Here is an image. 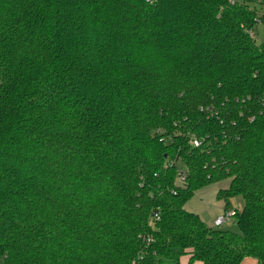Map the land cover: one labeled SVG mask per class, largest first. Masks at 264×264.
I'll list each match as a JSON object with an SVG mask.
<instances>
[{
    "label": "trees",
    "instance_id": "16d2710c",
    "mask_svg": "<svg viewBox=\"0 0 264 264\" xmlns=\"http://www.w3.org/2000/svg\"><path fill=\"white\" fill-rule=\"evenodd\" d=\"M224 180L241 234L186 209ZM246 258L264 264V11L0 0V264Z\"/></svg>",
    "mask_w": 264,
    "mask_h": 264
},
{
    "label": "rangeland",
    "instance_id": "374dc122",
    "mask_svg": "<svg viewBox=\"0 0 264 264\" xmlns=\"http://www.w3.org/2000/svg\"><path fill=\"white\" fill-rule=\"evenodd\" d=\"M260 1L261 0H248L251 7H257L259 14L263 13L264 11V6L262 7V5L259 4ZM254 33L256 34L258 42H260L263 38V26L258 24L254 29ZM229 185L230 180H224L200 190L195 195V197L190 202H188L186 209L189 212L199 213L203 220L212 228H218L221 231L241 234L237 223H235L233 219L226 221L221 226H216L215 224L218 218L227 215L225 204L223 201L218 199L217 194L220 190L227 189ZM243 205L244 203L242 198H235L231 201V210H238L241 212ZM250 260V258H246L243 264H251Z\"/></svg>",
    "mask_w": 264,
    "mask_h": 264
},
{
    "label": "built area",
    "instance_id": "2783aa9c",
    "mask_svg": "<svg viewBox=\"0 0 264 264\" xmlns=\"http://www.w3.org/2000/svg\"><path fill=\"white\" fill-rule=\"evenodd\" d=\"M251 35H256V34L255 33L254 34L252 33ZM184 182H185V177L181 179V183H184ZM234 214H235L234 212L233 213H227L226 216H224V217H222V218H220V219H218L216 221V225L217 226H221L226 221H229Z\"/></svg>",
    "mask_w": 264,
    "mask_h": 264
},
{
    "label": "crops",
    "instance_id": "0c3cea01",
    "mask_svg": "<svg viewBox=\"0 0 264 264\" xmlns=\"http://www.w3.org/2000/svg\"><path fill=\"white\" fill-rule=\"evenodd\" d=\"M186 206H187V205H186ZM196 214H198V215L200 216V218L203 220L202 216H201L199 213H196ZM222 217H223V216H221L220 218H222ZM220 218H218V219H220ZM218 219H217V220H218ZM217 220H216V221H217ZM203 221H204V220H203ZM204 222H205V221H204ZM205 223H206V222H205ZM206 224H207V223H206ZM215 224H216V223H215ZM216 226H217V225H216ZM250 259H251V260H250V261H251V262H250L251 264H257L256 261H255L254 259H252V258H250ZM248 260H249V259H248ZM253 261H254L255 263H254ZM243 262H244V261H243ZM183 263H186V264H187V261L185 260V262H183ZM242 264H243V263H242Z\"/></svg>",
    "mask_w": 264,
    "mask_h": 264
}]
</instances>
